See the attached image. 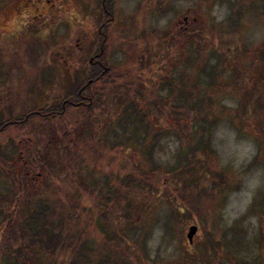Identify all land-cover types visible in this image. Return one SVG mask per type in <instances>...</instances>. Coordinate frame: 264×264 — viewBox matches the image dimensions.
I'll use <instances>...</instances> for the list:
<instances>
[{
  "label": "rangeland",
  "instance_id": "1",
  "mask_svg": "<svg viewBox=\"0 0 264 264\" xmlns=\"http://www.w3.org/2000/svg\"><path fill=\"white\" fill-rule=\"evenodd\" d=\"M14 1L0 0V118L8 112L26 110L32 98L38 103L58 99L81 81L100 3L98 0H30L26 10L17 15L11 13L3 21L2 12ZM162 1L164 13L157 6ZM34 4L39 11L34 10ZM263 6L264 0H116L114 25L121 51L109 52V56L120 62V76L130 81L131 93L139 81L136 78L139 72L134 71L135 60L141 45H145V42H133L135 36L142 30L166 28L169 59L171 64L174 62L171 74L181 71L191 78L188 89L182 88L181 94L186 100L192 94L189 105L193 108L180 111L173 106L176 99L167 101L166 115L157 117L158 125L151 126L148 134L139 128L136 136L131 124L125 128L113 125V118L125 105L104 96L91 106L69 103L68 112L51 118L43 128L35 127L39 124L36 119L37 123L32 121L3 132L0 136L4 140L0 149V264H15L14 257L3 253L1 247L2 229L8 218L12 223L24 221L26 215L39 213L43 204L55 207L56 203L61 206L62 214L77 213L69 230L86 243L84 256H78L80 264H118L125 260L131 264H257V259L259 264H264ZM183 15H194L199 22L200 52L189 47L188 39L181 43L175 37L177 20ZM125 24L130 33L124 32ZM173 42L176 45L180 42L186 51L177 52L178 46H172ZM218 47L230 49L229 64H219ZM210 66L216 70L219 85L209 88V80L200 69L207 70ZM139 74L152 82L155 80L148 70ZM193 76L198 79L193 81ZM117 86L115 91L119 92L120 84ZM254 86L261 90L259 103L244 102ZM206 98L214 101L212 119L199 133L201 117L208 110ZM145 109L150 115H160L157 104ZM120 113L121 124L128 123L123 119L124 113ZM184 121L188 124L180 125ZM44 128L46 131H42ZM183 132L187 138H183ZM118 134L120 148L112 151L108 141ZM68 138L73 142L67 143ZM37 139L42 147L54 139L60 140L61 145L67 143L64 149L78 154L80 176L77 183L70 177L56 179L60 174L48 176L47 170L36 167L13 195L14 184L9 179L18 173L19 141L33 144ZM199 142L203 147L199 159L204 168L196 167L201 169L199 173L195 169L181 174L172 170L180 153L185 166V158H190L189 148L200 146ZM103 152L114 153L118 159L109 164ZM81 155L83 159L79 160ZM35 160L38 162L37 156ZM134 166L143 180V189L129 193L131 216L120 213L116 207L115 212L113 207L107 208L113 222L107 226L114 236L107 240L102 232L106 225L97 214L101 209L87 191L75 187L81 184L79 180L88 177L89 185L102 194L107 189L106 180L112 183L113 174L121 179ZM213 174L219 176L208 183L207 176ZM114 189L121 196L128 194L119 186ZM75 193L81 195L75 197ZM16 199L24 204L22 210H16ZM120 202L124 204L123 199ZM85 205L86 213H80ZM190 225L197 226L192 243L186 238ZM54 257L46 251L34 260L38 261L36 264H52Z\"/></svg>",
  "mask_w": 264,
  "mask_h": 264
},
{
  "label": "trees",
  "instance_id": "2",
  "mask_svg": "<svg viewBox=\"0 0 264 264\" xmlns=\"http://www.w3.org/2000/svg\"><path fill=\"white\" fill-rule=\"evenodd\" d=\"M232 5V3H231ZM202 33V32H201ZM144 40V38L140 37L137 39V42L140 43V41ZM140 54L137 56L135 63V69L134 71H138L139 73L142 72V70H148V73L152 76V78H155V82L151 81L150 78L140 75L137 73V79L139 80L137 82V85H135V91L131 93L132 85L130 81L124 79V76H120V90L117 93L115 97H109L112 98L113 101L120 103H123L125 106L119 109V113L117 117L113 118V125H120L121 127H127L129 124L134 127L135 132H133L134 135L138 136L139 134L136 132H139V128H143L144 134H148V129L151 128L153 125H158V119L157 117L165 116L166 110H167V101L170 100H177V104L173 105L174 108H179L180 111H188L189 108H193V106L189 105L192 94L189 93V99L186 100V97L182 96L181 89H188L187 82L191 81L189 80L188 75H184L181 71L174 72V74H171V67L173 66L170 62V55L167 52L166 57L168 58V66L165 68L160 67V63L164 61L165 57L158 53V59L157 62L159 63V68L163 70V73L156 72L154 67V56L147 51L144 46L141 47ZM217 51L220 52V62L219 64L225 65L229 64L231 61L228 59L230 49H227L226 47H218ZM178 56V54H177ZM177 65V64H176ZM132 71V70H131ZM155 71V72H154ZM201 73L204 74V76L209 80L207 82V85L210 87L218 86V77L216 75V70L214 67H209L207 70L205 68L200 69ZM83 78V77H82ZM193 81H196L198 78L196 76H193ZM191 79V78H190ZM82 80V79H81ZM81 82V81H80ZM195 83V82H194ZM257 83V82H256ZM259 84L258 86H260ZM190 86H193V83L190 84ZM257 86V85H256ZM250 90V88H248ZM261 90L256 88L255 86L250 90V96H248L244 102L248 100L249 103L256 102L260 100L259 94ZM249 93V92H248ZM77 93H73V96H76ZM146 95V96H145ZM262 95V94H261ZM145 97V98H144ZM70 101H81L80 105L83 106L85 104H89L90 106L93 105L96 101H98V98H79L77 100H74L73 98H69ZM144 100V101H142ZM206 101L208 102V110L204 111V115L201 117V123H200V130L205 129L207 126V123L211 121L212 117V110L211 108L214 106V101L212 99L206 98ZM139 102H144L143 105H141ZM70 102L62 101V99H55L53 101H44L41 103H38L36 98L31 99V105L21 112H8L6 115H3L0 118V136L3 132L8 130L12 127H23L25 124L30 123L32 121L39 120V124H36L35 127H44V124L50 123V119L54 118L55 116H60L70 109ZM126 103V104H125ZM159 106V113L160 115H150L149 111L145 109L148 105H155ZM169 105V103H168ZM145 106V107H144ZM260 106V105H259ZM197 107V106H196ZM195 107V108H196ZM263 107V105H261ZM102 108V107H101ZM164 109V111H163ZM192 110V109H191ZM264 110V109H263ZM124 113L123 119L127 121L128 123L121 124V113ZM120 114V116H119ZM37 119V120H36ZM195 120V119H194ZM105 122V119L104 121ZM179 122V121H178ZM111 124V121L109 122ZM182 126H186L188 124L187 121L180 122ZM179 125V126H180ZM42 131H46L44 128ZM114 133H116L114 131ZM52 134V133H51ZM183 138L184 136L187 138L186 133H182ZM49 135V134H48ZM47 135V137H48ZM203 135V133H201ZM119 134L113 138V140L108 141L109 146L111 147L112 151H115V149H118L120 147H117L119 144ZM145 136V135H144ZM202 138V137H201ZM125 139H130L125 138ZM142 139V138H141ZM55 140V139H54ZM4 140L0 137V149L3 147L2 143ZM35 142L30 145L29 152H26V158L24 161V168L25 172H27L29 169H33L36 167H40L43 170H47L48 176L57 175L60 174L56 179H62V177H70L77 183V178H79V170H78V163H76V158L78 154L70 151L69 149H64L59 143L60 140L54 141L53 143H46V146L42 147V143L39 142V139L34 140ZM73 142L68 138V143ZM9 143H12L14 147V142L11 141ZM200 146H195L190 149V158H185V166L181 163L182 159V153H180L178 156V162L177 165L173 167L172 170H175L178 174H181V171L188 172L193 171L194 169L197 171V173L200 172L201 169H198L200 166L204 168L202 163L199 159L200 152L202 153L203 147L202 142H199ZM204 144V143H203ZM71 152V153H70ZM104 153V152H103ZM2 153L0 152V155ZM45 154V155H44ZM91 153H88V155ZM7 157H10L6 154ZM31 155V157H30ZM96 156V154H94ZM98 155V154H97ZM29 156V157H28ZM37 156L38 162H36L35 158ZM104 157H106V162L109 164H113L116 162L118 157L115 156V154H106L104 153ZM127 156H122V158H126ZM1 158V157H0ZM69 158V159H68ZM82 155L80 156L79 160H82ZM40 162V163H39ZM126 160L123 162L125 163ZM76 163V164H75ZM198 167V168H196ZM33 169V170H35ZM207 171L210 172V170L206 167ZM89 171H91L89 169ZM138 169L137 167H133L129 172L124 174V177L121 179L112 175L113 181L110 183L109 180H106V186L107 189L104 188L103 191H106L104 193H99V191H95V187H91L89 185V178L84 177L82 180H79L78 184L75 189H81L83 188L84 191H87L88 195L91 198H94L96 203H94L99 209L98 210V216L103 221V223L106 225V228H102V232L106 235L107 240H112L114 236H111V231L108 230V224H112V214L107 211V208L109 206L113 207V210L115 212L116 207L120 213H127L128 216H131L132 212L128 210V208L131 206L130 202V194L131 192L140 191V189H143L142 183L143 180L138 175ZM91 173V172H90ZM191 173V172H189ZM10 174V173H8ZM30 174V173H29ZM200 175V174H197ZM218 174H213L212 177H209L208 183L211 179L214 178ZM180 176V175H179ZM219 176V175H218ZM15 177V178H14ZM43 177V176H41ZM181 177V176H180ZM199 177V176H198ZM30 177L26 173H21L18 171L17 176L10 177V181L14 184V189L11 191L13 195L17 193L16 189L23 186L24 181L28 180ZM52 178V177H50ZM204 178V177H201ZM193 179V178H192ZM30 181V180H29ZM195 181V180H194ZM32 182V181H31ZM33 182H35L33 178ZM116 182V183H115ZM83 183V184H82ZM195 183V182H194ZM36 183L33 184L35 186ZM104 185V183H103ZM226 186H228L227 179H226ZM105 186V187H106ZM119 186L122 189L126 190L128 192L127 195L122 194L119 195L115 191V187ZM187 186V185H186ZM152 191V190H150ZM81 194L75 193L74 196L78 197ZM126 198H122L125 197ZM17 196H15L16 198ZM12 198V197H10ZM121 199H123L124 204L121 205ZM17 200V199H16ZM19 200V199H18ZM16 202V210H22L24 204L21 201ZM120 202V203H119ZM21 203V204H19ZM55 207H51L49 205L43 204L41 206V211L37 214H28L25 217V220L22 219L15 221L14 223L10 222V218H8V224H5L2 231V237H1V247L3 250V253H7L9 256L14 257L15 264H32L33 262L36 264L38 261H35L34 258H36L39 254H43L46 251H49L50 253H53L55 255L54 259H52V264H80V261L78 260V256H84L83 252L86 248V243L82 239L80 240L79 235L77 233L69 230L70 224L75 220L77 213L75 211H69L67 213L62 214V208L61 206L56 203ZM125 208L127 210H125ZM88 209V206H82L80 208V213L83 212L86 213ZM5 219H7L5 214ZM80 234V233H78ZM37 247V248H36ZM77 251V252H76ZM61 257V258H60ZM60 258V261H59ZM237 259V258H236ZM238 260V259H237ZM257 264L261 263L259 259H257ZM256 260V261H257ZM108 264L109 262H104L100 264ZM118 264H131L129 260L120 261L117 262ZM246 264V262H244ZM83 264V262H81ZM195 264V263H194ZM206 264V263H204Z\"/></svg>",
  "mask_w": 264,
  "mask_h": 264
},
{
  "label": "flooded vegetation",
  "instance_id": "3",
  "mask_svg": "<svg viewBox=\"0 0 264 264\" xmlns=\"http://www.w3.org/2000/svg\"><path fill=\"white\" fill-rule=\"evenodd\" d=\"M30 0H16L11 5L7 6L5 11L2 12L3 21L8 20L11 16V13L14 15L20 14L28 7V2ZM49 2V0H46ZM100 2L98 4V12L96 17V28L93 32V39L89 40L91 42L89 51H87V62L85 70L83 71V78H81V82L77 85L73 86L69 92L62 94L57 100L62 99V101H67L70 103H74L75 106H81L80 100L77 101H70L69 98H73L77 100L79 98H99L104 96L115 97L117 95V91H115L117 85L120 84V73L119 70L120 62L117 60L116 57L113 55L109 56V52L118 53L121 51L120 44L121 42L117 40L119 38V34L115 33L116 26L115 18H116V11H115V3L116 0H98ZM161 11L164 13V5L165 2H159ZM34 10L39 11V8L34 4ZM262 13H264V6ZM13 18V17H12ZM178 29L177 36L180 39L181 43H184L185 39H188L189 42L187 43L192 47L194 50L199 51L201 39L199 38L201 35L200 26L198 25L197 19L194 15H183L181 20H177ZM126 24L124 25V32H131V29L126 28ZM89 34H85V37H88ZM139 36L144 38L141 39V42H145L144 48L149 51L154 56V67L156 72L163 73V70L157 69L159 68V63L157 62L158 53L162 56L164 55L165 59L160 64L161 68H165L168 65V58L166 57V53L169 51L170 43H168V32L166 28L162 30L152 29L150 31H139V33L135 36L133 42H136ZM91 38V37H90ZM192 41V43H190ZM186 42V41H185ZM209 42V41H208ZM176 42H173L172 46L177 48V52L182 50L180 42L176 45ZM200 52V51H199ZM198 52V53H199ZM195 57V55H194ZM183 58V56H182ZM118 70V71H117ZM154 71V72H155ZM112 88V90H108V88ZM77 93L76 96H73V93ZM103 109V106H102ZM69 133V132H66ZM55 141V140H54ZM71 142V141H70ZM57 143V141H56ZM60 143V141H59ZM68 143V142H67ZM66 143V144H67ZM61 144V143H60ZM65 144V145H66ZM31 143H24L19 141V152L17 161H20L17 167V170L21 173L29 174L33 169H29L25 172L24 164V154L25 152H29V147ZM65 145H59L63 148Z\"/></svg>",
  "mask_w": 264,
  "mask_h": 264
},
{
  "label": "water",
  "instance_id": "4",
  "mask_svg": "<svg viewBox=\"0 0 264 264\" xmlns=\"http://www.w3.org/2000/svg\"><path fill=\"white\" fill-rule=\"evenodd\" d=\"M197 231V226L196 225H190L188 227L187 233H186V238L189 243L193 242V236L196 234Z\"/></svg>",
  "mask_w": 264,
  "mask_h": 264
}]
</instances>
